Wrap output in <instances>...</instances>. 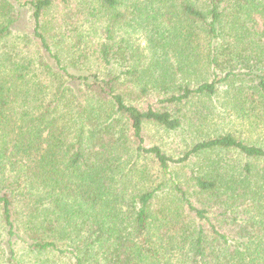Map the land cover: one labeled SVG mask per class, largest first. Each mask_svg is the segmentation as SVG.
Wrapping results in <instances>:
<instances>
[{
  "label": "trees",
  "instance_id": "obj_1",
  "mask_svg": "<svg viewBox=\"0 0 264 264\" xmlns=\"http://www.w3.org/2000/svg\"><path fill=\"white\" fill-rule=\"evenodd\" d=\"M21 8L47 99L1 54ZM221 88L264 130V0H0V264H264V134L146 144Z\"/></svg>",
  "mask_w": 264,
  "mask_h": 264
},
{
  "label": "rangeland",
  "instance_id": "obj_2",
  "mask_svg": "<svg viewBox=\"0 0 264 264\" xmlns=\"http://www.w3.org/2000/svg\"><path fill=\"white\" fill-rule=\"evenodd\" d=\"M56 18V13L51 12L47 13L42 21L44 23V33L50 45L58 52L60 50L57 46L59 29L56 24ZM50 27L52 28V32L48 30ZM31 30L30 13L25 8H21V16L18 25L13 30V35L6 40L5 45L2 47L1 54L2 56L9 54L13 60L26 65V67L28 61H32L33 64H30L29 69L24 71V73L26 78L32 76L34 73L39 75V87L32 86V90L37 99L43 100L47 99V96L50 94L47 89L50 85L47 87L44 86L46 84L43 78L46 75L35 72L36 65H38V54L34 46ZM147 38L148 37L143 33H137L134 36L133 33L131 34L132 42L138 44L140 49L145 48V50L150 51ZM145 53L148 54L146 51ZM62 54L64 56V52H62ZM190 77L191 81L194 76ZM226 90L227 89L221 88L217 96L213 97L212 100L201 99L199 103H193V109L201 111L202 115L205 111L209 112L207 115L208 119L203 121V124H201V122H196L197 120L193 121L194 126H189L183 131H178L176 134L163 131L161 128L149 124L145 127L146 144L158 145L163 151L176 158L180 155L179 153L189 147L193 141L201 138L231 133L235 137L251 140L258 138L262 133L264 134V130L252 126L249 120L243 119L241 117L242 115L230 106L227 100L229 94L225 93ZM29 101H32V99H29ZM207 109H209V111Z\"/></svg>",
  "mask_w": 264,
  "mask_h": 264
}]
</instances>
